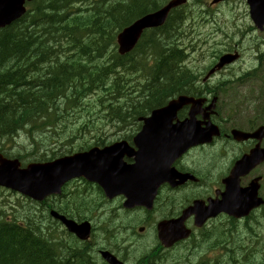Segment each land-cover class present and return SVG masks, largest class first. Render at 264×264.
<instances>
[{"label":"trees","instance_id":"16d2710c","mask_svg":"<svg viewBox=\"0 0 264 264\" xmlns=\"http://www.w3.org/2000/svg\"><path fill=\"white\" fill-rule=\"evenodd\" d=\"M163 1L33 0L29 3L21 19L0 29V69L5 67L0 72V115L3 116L0 131L3 134L15 131L34 116L35 110L60 100L63 102L58 109L72 103L86 110L88 93L93 91H112V99L118 102L135 75H146L136 85L142 101L127 109L124 104L108 102L107 110L114 117L135 118L173 93L191 78L190 74L174 72L183 56V45L170 39L178 35V28L173 25L182 19H172L167 26L153 30L128 55L119 56L113 47L120 28ZM88 53L92 59H88ZM149 56L154 57V64L145 68L140 60ZM14 115L15 118L5 120V116ZM64 115L67 120L64 125L70 133L83 132L81 126L70 120L75 112ZM97 207L89 203L80 215L89 218L88 212ZM3 216L0 213V264H50L55 259L84 264L83 255L76 259L69 256L75 251L70 237L63 241L49 238L48 243L28 229L5 223ZM257 229V224L251 227V264L258 263L261 249L257 245L264 239ZM238 243L248 244L247 236ZM59 251L63 255L57 257ZM234 252L230 254L231 264H236ZM246 252L244 249L245 255Z\"/></svg>","mask_w":264,"mask_h":264},{"label":"flooded vegetation","instance_id":"af4514ba","mask_svg":"<svg viewBox=\"0 0 264 264\" xmlns=\"http://www.w3.org/2000/svg\"><path fill=\"white\" fill-rule=\"evenodd\" d=\"M183 16L180 15L179 12H175L173 15V20H177V19H182ZM207 19V17H206ZM174 27H177L179 29L180 34L184 35V28H183V20L179 23H175L173 25ZM179 34V35H180ZM179 35H173L172 38L170 39V41H172L173 39L177 40L175 43H181V40L179 38ZM208 35H206L204 38H207ZM203 106H201L199 108V116H197L198 118L205 116L206 111L204 109H202ZM215 124H217L219 126V128L222 131V136L224 138L229 137V140L232 139L231 135H230V129L232 127H223L221 125L220 122H215ZM244 130V129H243ZM250 130V129H249ZM233 143H235V145L238 147L239 151H240V147L242 145H245L246 142H248L250 140H245V141H241V142H236L232 139ZM235 146H231V147H227V148H221V150L218 152V163L214 164L213 162L216 161L217 159H214L211 157H209L208 162L209 164H205V163H197V164H192V163H187L186 166L188 167L187 171H189L190 173L194 174L197 178V183L196 185H189L188 186V190L190 193V197L192 198V200L190 201V203L188 205H191L193 203V201L195 200H201V201H206L205 205H204V210L206 212H210L211 207H209L207 199L210 198L211 201H217V200H222L225 199L227 200V197L230 196L232 193L231 192L230 195L228 196H224V192H225V187L222 184V179L224 178L225 174H228L229 172L231 173L233 164L227 165L226 163V157L230 160L235 158L238 149ZM193 154L192 151H189L187 153L188 156H191ZM237 158H235L233 161H235ZM195 168V169H193ZM222 175L221 177V184L219 186H214L215 182H217L218 177ZM233 176V178H236V175H231ZM251 178L254 177L253 173H250ZM245 179V175L240 176L239 177V186H243ZM165 187L161 188L164 189ZM228 201V200H227ZM94 206H98L97 208H91V210L88 212L89 218L92 215V213L100 210L102 208L101 205L96 204V203H92ZM192 215H194V219L196 217L197 214L201 215V206H194L190 208ZM171 214V216H174L176 214L175 210H172L169 212ZM104 214L107 215V210L104 212ZM235 212L234 211H221L218 212L216 215L212 216L211 218H209V221H216L218 222V224H223L224 229L222 227H219L217 229H215L212 234V239L215 240L214 243L211 244H207L205 245L203 248H201V252H203L205 249H207L208 247L212 246V245H222L224 244L225 247H227L226 249V256L221 258L219 263L220 264L222 262L224 263H230L232 262V260L230 259V254H232L234 251V256L235 257V263L239 264L240 262H238V253H240L242 255L244 254V249H247L246 252V256L247 259L243 262V264H251V212L248 216L249 218V226H248V234H247V238H248V244H246L244 246V244H240L238 242H234L232 239L234 236H237L240 232H239V226H233L231 224H234L236 220L232 219V218H236L235 217ZM108 219V218H107ZM106 219V220H107ZM104 220V221H106ZM191 221H193V217L190 216L188 219V223H190ZM230 229L233 231H235L236 233H233L232 231H230ZM205 235L204 233L200 234V236ZM231 239V240H230ZM263 245H257V247H261L262 248ZM151 248V244L146 246V249L143 251L142 255L138 256L139 258L136 259L137 264H144L145 262L149 261V249ZM175 251V250H174ZM60 256L63 255V253L61 251H59ZM250 254V255H249ZM123 256V258L125 259V256L123 254H121ZM161 255L163 257H165L168 262H172L173 261V255L171 254L170 256H166L165 253H161L160 251H158L155 256ZM260 255V254H259ZM71 259H76V257L78 256L76 251H72L71 252ZM83 259H86L87 261H89V259L91 258L92 255H83ZM126 260V259H125ZM261 262V256H258V263L260 264ZM128 263V262H127ZM129 264V263H128Z\"/></svg>","mask_w":264,"mask_h":264},{"label":"water","instance_id":"95a60500","mask_svg":"<svg viewBox=\"0 0 264 264\" xmlns=\"http://www.w3.org/2000/svg\"><path fill=\"white\" fill-rule=\"evenodd\" d=\"M183 1L171 0L159 13L138 20L131 27L119 34L118 42L120 44V50L124 48L130 38L133 39L136 37L142 27L157 23L160 14H166L172 6ZM24 2L25 0H0V26L8 24L19 17L24 12ZM262 11H264V4L256 9L258 13ZM173 103H171L170 108L173 107ZM168 109L167 107L166 109L158 110L152 117L153 123L160 122L159 125L162 126L165 118L174 114L173 110L168 112ZM191 131L194 132V130ZM191 131L182 132L180 128L176 130L177 135L184 138L183 147L186 146L187 141L197 142L198 138H202L198 137V134H192ZM235 135L260 139L264 136V131L259 128L251 134L236 133ZM180 150L181 147L177 143L174 149L165 154V156L172 159ZM257 156L264 157V151L257 148L254 149L251 159ZM64 162V160H59L53 163L32 165L25 170H21L18 168V162L16 160H6L0 156V183L10 185L33 198L40 199L45 194L55 191V183L69 170L68 166L63 165Z\"/></svg>","mask_w":264,"mask_h":264},{"label":"rangeland","instance_id":"374dc122","mask_svg":"<svg viewBox=\"0 0 264 264\" xmlns=\"http://www.w3.org/2000/svg\"><path fill=\"white\" fill-rule=\"evenodd\" d=\"M211 2H212V0H207V3L210 6H212ZM187 5L189 6L188 9H190V10L192 9L191 8L192 5H194V7L196 6V4H193L191 2H188ZM194 22L195 21L186 20V28L188 29L189 26L192 23H194ZM204 31H202V34H203ZM177 34L178 35L180 34L179 29L177 31ZM190 36H192V35L190 34ZM239 36L240 35H236L235 37L233 36V38L237 39V38H239ZM218 37H221V35H219ZM179 38H180L181 42L183 43V34H180ZM172 41L176 42L177 40L173 39ZM187 43H189V42H187ZM192 43H194V39H192L191 44ZM177 44H181V43H177ZM181 45H183V44H181ZM244 46L245 47L249 46V43L247 44L245 42ZM218 47L219 46H217V48ZM263 50H264V45L260 44L259 42H256L255 40L254 41L251 40V57L249 55H246L244 57V62H242L238 66V68L244 67V66H246V67L254 66L255 62H256L255 61V54L258 51H263ZM87 55H88V59H92V56L90 55V53H88ZM192 55H194V53H192ZM190 59H193L192 56L190 57ZM211 60H213V59H208L205 62H208V61H211ZM262 60H264V57L262 58ZM263 63H264V61H263ZM3 68H5V67H3ZM3 68L0 69V72L2 71ZM238 68H233L231 71L232 72H237ZM222 78L224 80H229L230 79V77H228L227 75H217L215 77V79H222ZM212 81H214V79ZM253 85L256 86V87H260V88L264 87L263 84H260L259 81H255V80L253 81ZM129 87L130 86H128V90H126L127 93H129V91H130ZM248 90H249V88L246 87L245 91H248ZM243 94H244V92H242L241 90L237 89L236 96L230 97L227 100L223 99L222 103H221V106H222L223 109L227 108V110L230 113H232V116H231L232 118L240 117V119L243 122H242V124L237 125L239 127H247V124L250 121L252 122V120L254 119V107H255V104H252V102L248 103L247 106H246V104H242L241 103V105H242L241 109L245 111V115H241L240 116V115L237 114L236 111H234L235 106L237 105V100L241 102ZM91 100H92V96L90 95L88 102L90 103ZM263 100H264V98H263ZM262 103H263L262 105L264 106V102H262ZM250 106H251V109H250ZM83 108H84V105H83ZM86 108H89V104L86 105ZM80 109H82V108H80ZM0 117H3V116L0 115ZM5 117H6L5 120H10L12 118H15L16 115H14V116H5ZM128 119H130V118H128ZM259 119H260V121H263V123H264V118L263 117H260ZM70 120H72V118ZM66 121L67 120H65V115L64 114H60V117L56 118V123L58 124V127H59L58 129H59L60 134L62 136L66 135L65 133L62 132V131H64L63 128L66 127L65 125H63V124L66 123ZM61 123H62L63 126L61 125ZM99 132L100 131H97V132H95V134H98ZM32 134H33V136L35 135V133H32ZM67 140H70V139H67ZM16 141L20 142V148L23 151H28V148H27L28 145H27V143L25 141H23V139L21 137L16 139ZM218 161L219 160L217 159L213 163L217 164ZM5 199L10 200L11 202H15L16 205H17V202H19L18 204H21L22 206L18 207V208L25 207V202H23V200H21L18 196L11 197V196L7 195L5 197ZM105 211H106V208L102 206V208L100 210L92 213V215L90 216V219L91 220L92 219H96L98 221L106 220L108 218V215L104 214ZM3 218H4V216H3ZM35 220L37 222L38 218H36ZM244 236H247V233L240 232L237 236H234L232 240L236 243V242H238V240L241 237H244ZM63 237H64V235H63ZM263 242H264V239H261V244H259V245H262ZM150 244H151V241H150L149 238H140V239L134 238V239H131L129 241H118V242L114 243L115 247L119 250V252L121 254H123L125 256L126 262H128L129 264H137L136 259L139 258L138 256L142 255L143 251L146 249V246H148ZM257 248L260 249L261 247H257ZM171 254L173 255V261L171 263H174V262L176 263V262H180V261H184L186 264H203L204 263V259L202 258L201 249L199 251H197V252H188V251H186V249H181V250L180 249H176L173 252L165 253L166 256H170ZM155 264H158V262H156ZM253 264H256V263L254 262Z\"/></svg>","mask_w":264,"mask_h":264},{"label":"bare ground","instance_id":"6f19581e","mask_svg":"<svg viewBox=\"0 0 264 264\" xmlns=\"http://www.w3.org/2000/svg\"><path fill=\"white\" fill-rule=\"evenodd\" d=\"M182 20H183V18H182ZM182 20H181V21H182ZM85 218L90 220V218H88L86 215H85ZM65 238H69V237L64 235V237L62 236V239H60V241H63ZM263 244H264V242H263ZM263 244H262V245H263ZM260 249H261V248H260ZM260 249H259V250H260ZM257 258H258V257H257ZM86 262H87V260L84 259V264H86ZM257 264H259V263H257Z\"/></svg>","mask_w":264,"mask_h":264}]
</instances>
